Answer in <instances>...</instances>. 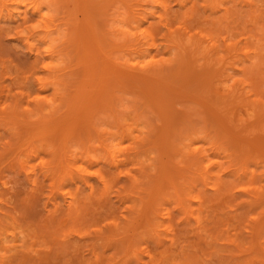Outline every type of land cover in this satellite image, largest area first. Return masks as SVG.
<instances>
[{"label":"rangeland","instance_id":"374dc122","mask_svg":"<svg viewBox=\"0 0 264 264\" xmlns=\"http://www.w3.org/2000/svg\"><path fill=\"white\" fill-rule=\"evenodd\" d=\"M0 264H264V0H0Z\"/></svg>","mask_w":264,"mask_h":264},{"label":"bare ground","instance_id":"6f19581e","mask_svg":"<svg viewBox=\"0 0 264 264\" xmlns=\"http://www.w3.org/2000/svg\"><path fill=\"white\" fill-rule=\"evenodd\" d=\"M148 57V56H147Z\"/></svg>","mask_w":264,"mask_h":264}]
</instances>
